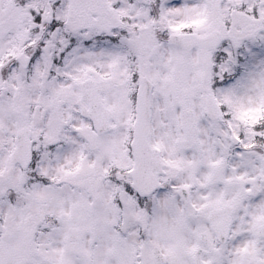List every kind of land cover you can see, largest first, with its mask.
Returning <instances> with one entry per match:
<instances>
[{
    "label": "snow or ice",
    "instance_id": "obj_1",
    "mask_svg": "<svg viewBox=\"0 0 264 264\" xmlns=\"http://www.w3.org/2000/svg\"><path fill=\"white\" fill-rule=\"evenodd\" d=\"M0 264H264V0H0Z\"/></svg>",
    "mask_w": 264,
    "mask_h": 264
}]
</instances>
